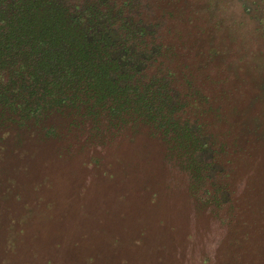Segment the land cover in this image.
Here are the masks:
<instances>
[{
    "label": "rangeland",
    "instance_id": "rangeland-1",
    "mask_svg": "<svg viewBox=\"0 0 264 264\" xmlns=\"http://www.w3.org/2000/svg\"><path fill=\"white\" fill-rule=\"evenodd\" d=\"M136 6L163 33L178 89L195 94L182 116L205 135L204 180L192 192L144 127L9 131L0 264H264V0Z\"/></svg>",
    "mask_w": 264,
    "mask_h": 264
},
{
    "label": "trees",
    "instance_id": "trees-1",
    "mask_svg": "<svg viewBox=\"0 0 264 264\" xmlns=\"http://www.w3.org/2000/svg\"><path fill=\"white\" fill-rule=\"evenodd\" d=\"M155 23L135 0H0V140L9 131L58 135L48 122L57 119L91 138L144 127L196 191L205 135L182 116L195 94L178 89V64Z\"/></svg>",
    "mask_w": 264,
    "mask_h": 264
}]
</instances>
